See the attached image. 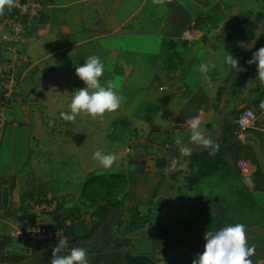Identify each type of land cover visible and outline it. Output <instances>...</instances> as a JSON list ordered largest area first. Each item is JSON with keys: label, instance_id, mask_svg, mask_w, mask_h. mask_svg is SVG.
<instances>
[{"label": "rangeland", "instance_id": "374dc122", "mask_svg": "<svg viewBox=\"0 0 264 264\" xmlns=\"http://www.w3.org/2000/svg\"><path fill=\"white\" fill-rule=\"evenodd\" d=\"M72 2L75 3L71 5ZM39 3L41 12L31 20L32 25H48L52 34L60 36V46L67 45L66 38L77 40L78 35L73 34L80 31L86 14L84 20L89 23L84 26L91 33V39L97 37V32L110 34L117 30V33L91 40L84 50L65 51L54 63L44 62L42 67L31 70L36 86L28 100L33 120L16 122L14 126L7 117L0 132L1 213L9 212L12 207L10 215L15 224H20L19 214L26 216L20 224L23 228L45 225L39 219L51 220L64 234L65 228L59 225L65 221V225L73 228L71 236L82 238L98 203L88 194L83 197L86 181L96 176L120 174L124 180L112 183L117 185L113 186L110 198L117 206L109 212L108 221L88 241L77 242L74 247L101 246L108 252L129 251L133 255L148 254L160 261H171L164 253L162 233L157 237L151 230L157 215L177 198L184 185L181 176L176 181L170 178L168 167L163 170L156 167V160L163 158L165 151L173 150L177 140L185 139L180 121L194 117L188 111H181L185 102L193 100V90L186 88L184 78L196 76L194 42L183 39V32L196 25L201 29L210 25L231 29L240 14L248 12L254 16L262 14L259 27L264 28V0H48L45 5ZM86 4L84 16L82 11L71 16L70 9L80 10ZM221 5L227 7L222 14ZM41 17L42 21L37 22ZM163 25L172 36L159 35ZM219 37L227 36L222 33ZM242 39L245 41H233L237 49L242 48L240 54L247 44ZM93 54L105 63L104 75L99 78L101 83L110 81L118 85L115 91L122 97L120 106L95 117L81 112L75 120L65 121L60 113L70 112L68 105L73 92L84 86L75 67ZM19 62H25L22 66L18 64L20 70L31 63L29 58ZM226 63L227 69L221 78H235L239 72L240 78H248L253 69L245 63L237 71ZM50 73L59 77L52 80ZM160 86L168 87L166 93H156ZM259 100L246 107L257 111ZM153 107L164 109V114H154ZM241 111L236 109L223 120V128L229 126L241 144V149L231 152L228 160L235 162L256 187L264 189L257 153L252 145L243 142V137L254 131H241L235 126ZM257 127L264 128V117ZM191 134L192 131L188 135ZM97 150L115 155L111 167L104 168L93 158ZM143 160L145 168L140 175ZM37 245L54 247L56 244L47 241ZM248 259L252 264H264V254L258 252H253Z\"/></svg>", "mask_w": 264, "mask_h": 264}, {"label": "crops", "instance_id": "0c3cea01", "mask_svg": "<svg viewBox=\"0 0 264 264\" xmlns=\"http://www.w3.org/2000/svg\"><path fill=\"white\" fill-rule=\"evenodd\" d=\"M74 3L72 2L71 5ZM87 7L86 4L81 5L80 10L72 8L70 14L77 16L82 11L81 14L84 16L83 10ZM226 8L225 5H221L220 14ZM86 15L83 17L80 31L76 30L73 34L78 35L77 40L73 37L72 40L66 38V46L59 45L60 36L52 34L48 25L29 24L26 39L24 38L26 41L22 42L20 50L23 59L29 58L31 63L21 70L20 67L17 68L21 81L7 116L8 121L14 126L16 122L26 123L33 120L28 101L30 94L36 89L30 73L33 68L42 67L43 63L48 61L54 63L65 51L74 53L78 49L84 50L91 40L117 33V30L110 34L97 32V37L91 39L89 36L91 33L84 26L89 23L84 20ZM69 29L71 32V28ZM4 32L5 28L0 22V60L6 58L8 54L1 42ZM222 33H225L227 37L220 38ZM151 34L156 35V33L149 35ZM159 35L166 38L172 36V33H168V29L163 25L159 28ZM242 38L239 35H232L231 29L222 25L219 27L210 25L202 29L196 25L194 29H187L183 32V39L194 42L196 76L195 78H184L186 88L190 87L193 90V100L185 102L181 111H188L194 117H199L201 124L198 131L202 132L206 138H210L217 146L223 138V120L236 109L243 110L252 101L264 98V84L259 81L257 67L250 69L248 78H240V72L235 78H221L222 73H225L227 69L224 63L229 53L234 58L238 57V67H243L252 58V54L260 47L259 41L264 38V28L259 27L255 30L254 39L246 40L247 44L243 54H240L242 48L237 49L233 41H245ZM220 60H222L221 65ZM24 63L19 62L18 64L22 66ZM201 63L210 65L206 74L209 79H205V74L200 73L199 65ZM58 77V75L50 73L52 80ZM167 90L168 87L160 86L156 93H166ZM151 110L154 114L163 115L165 112L160 107H153ZM187 120L180 121L185 134V139L181 142L197 152L211 149V147L191 141V135L188 134L192 129L186 123ZM250 130L254 132L246 134L243 137V142L248 135L257 140L256 146L251 143L246 144L253 146L260 162L261 173L264 175V128H259L256 125L255 129ZM255 131L258 133L255 134ZM163 157L171 163V166L167 168L170 175L182 170L188 163L187 156L179 152L177 146L173 150L165 151ZM246 178L250 177L248 175L244 177L239 166L235 162L229 161L228 165L220 172L210 176L193 189L184 191L168 208L163 210L161 215H157L158 219L152 223L151 232L157 237L162 233L161 242L164 253H166L165 256L177 264H191L195 254L203 251L204 233L207 230H218L228 224L235 223H243L246 226L247 244L254 247V252L264 254V189L256 187L251 178L253 186H250L246 182ZM3 190L4 187H2ZM11 210L12 207L9 212L5 213L6 215L0 211V264H49L53 245L36 246L31 242L20 245L12 237L17 229L23 227L19 220L21 214L17 215L20 221V224L17 225L10 215ZM39 221L45 225L51 224V220L39 219Z\"/></svg>", "mask_w": 264, "mask_h": 264}, {"label": "clouds", "instance_id": "9594fccd", "mask_svg": "<svg viewBox=\"0 0 264 264\" xmlns=\"http://www.w3.org/2000/svg\"><path fill=\"white\" fill-rule=\"evenodd\" d=\"M13 0H0V13H3L5 5H11ZM226 62L231 64L237 71L238 60L230 53ZM248 64L256 63L257 76L261 84H264V46L252 54ZM210 65L201 63L199 71L206 75ZM77 76L84 82L83 87L73 92L71 102L68 105L70 112H61L60 116L65 121H73L78 113L84 112L93 117L102 115L105 111L116 110L122 101V97L115 91L118 88L116 83L106 81L101 83L99 79L104 75L105 63L97 55L88 56L83 64L75 67ZM264 107V103L261 104ZM186 123L192 129L191 141L211 147L210 154H214L218 148L210 138L198 131L201 121L199 117H191ZM178 151L184 156L191 154L188 145L176 141ZM93 158L98 160L104 168L113 165L116 157L112 153H104L97 150ZM246 226L243 223L228 224L218 230H207L204 233L205 244L202 252L195 254L191 264H252L248 257L254 252L246 241ZM67 249V251H65ZM49 264H89L87 250L83 247H70L69 238L61 237L52 249V256Z\"/></svg>", "mask_w": 264, "mask_h": 264}, {"label": "trees", "instance_id": "16d2710c", "mask_svg": "<svg viewBox=\"0 0 264 264\" xmlns=\"http://www.w3.org/2000/svg\"><path fill=\"white\" fill-rule=\"evenodd\" d=\"M38 1H40L42 5H45V2L48 0ZM4 9L5 10L3 13H0V19L7 13V6H4ZM261 17L262 14L254 16L251 12L240 14V16L231 26L232 33L234 35L238 34L247 41H252L254 39L255 30L259 28V23L262 19ZM36 21L41 22L42 17ZM26 23L28 27L29 23L33 22L26 20ZM259 43L260 47L264 46V38L261 39ZM251 67L255 69L257 67L256 63L251 64ZM165 132L167 133V131ZM239 149H241V144L236 140L235 132L229 126H224L222 141L218 145V148L215 150L214 154H210L212 149H207L202 152L191 150V154L187 156V165L182 170H179L170 176V178L174 181H176L179 176H181L183 179V189L177 197H179L184 191L193 189L196 185L204 182L210 176L220 172L228 165L229 154L235 150L238 151ZM133 162L136 163L135 161ZM169 163L170 161L166 158H159L156 160V167L159 170H163L164 168L168 167ZM242 174L244 177H246L245 173L242 172ZM121 180H124L122 175L109 174L107 176H96L89 178L86 181L83 189V197L88 194L90 199L98 200V203L95 207L93 217L90 220V226L85 236L82 238H78L77 235L72 237L71 235H73V228L72 226L65 225V221L63 222L64 224L59 225L60 227L62 226L65 228L64 236H67L70 239V247H74L77 242L79 243L80 241H88L93 233L108 221L109 212L111 209L117 206V203H115L113 199L110 198L111 191L113 190L114 185L121 183ZM112 183L117 184L112 185ZM96 188L101 189V191H98ZM97 195H99L100 198H96L98 197ZM54 242L57 244L58 240ZM104 244H107V242H104ZM85 249L87 250L89 264H177L173 261H160L148 254L133 255L129 251L108 252L105 251L101 246Z\"/></svg>", "mask_w": 264, "mask_h": 264}, {"label": "built area", "instance_id": "2783aa9c", "mask_svg": "<svg viewBox=\"0 0 264 264\" xmlns=\"http://www.w3.org/2000/svg\"><path fill=\"white\" fill-rule=\"evenodd\" d=\"M41 12V5L38 0H13L7 7V13L1 20L5 32L2 35V45L9 56L0 60V132L7 121L8 111L12 105L15 93L20 85L17 66L23 59L20 46L24 41L27 32V21L35 20ZM264 98L261 99L256 107L244 108L235 119V126L241 131L255 129L257 122L264 117ZM246 182L253 186L250 178ZM64 236V230L50 225H37L28 228H19L14 234L19 243L40 244L43 242H54Z\"/></svg>", "mask_w": 264, "mask_h": 264}, {"label": "water", "instance_id": "95a60500", "mask_svg": "<svg viewBox=\"0 0 264 264\" xmlns=\"http://www.w3.org/2000/svg\"><path fill=\"white\" fill-rule=\"evenodd\" d=\"M244 143H251V144H254L256 146L257 140L254 137L248 135L244 138ZM144 168H145V161L143 160L140 162V170H139L140 175L143 174ZM25 218H26L25 215L19 216V220H21V222H23V219H25Z\"/></svg>", "mask_w": 264, "mask_h": 264}]
</instances>
